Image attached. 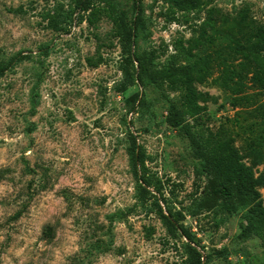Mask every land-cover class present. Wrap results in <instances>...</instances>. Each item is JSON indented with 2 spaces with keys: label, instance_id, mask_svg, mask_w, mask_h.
<instances>
[{
  "label": "rangeland",
  "instance_id": "obj_1",
  "mask_svg": "<svg viewBox=\"0 0 264 264\" xmlns=\"http://www.w3.org/2000/svg\"><path fill=\"white\" fill-rule=\"evenodd\" d=\"M75 1L0 0V63L19 52L32 56L0 78V264H183L180 242L168 238L148 205L136 202L127 155L130 133L148 157V173L162 183L161 197L187 214L206 179L188 141L165 122L168 105L161 95L175 94L152 85L118 92L121 53L109 5L130 25L132 0H92L96 14L72 13ZM203 2L199 12L172 14L161 0H141L144 26L132 52L166 63L178 45L187 47L197 36L210 11L233 17L247 7L264 23V0ZM64 17V30L48 28L52 18L60 23ZM46 46L43 58L39 51ZM216 77L198 87L209 96L208 118L199 125L228 127L243 156L256 134L264 139V91L248 89L253 98L233 106ZM141 93L144 105L131 112ZM253 158L243 162L251 166ZM253 172L258 178L264 162ZM258 189L264 205V186ZM119 212L121 220L110 224L108 217ZM183 223L198 239L204 264H264L261 241L240 237L245 221L225 204L186 215Z\"/></svg>",
  "mask_w": 264,
  "mask_h": 264
},
{
  "label": "trees",
  "instance_id": "obj_2",
  "mask_svg": "<svg viewBox=\"0 0 264 264\" xmlns=\"http://www.w3.org/2000/svg\"><path fill=\"white\" fill-rule=\"evenodd\" d=\"M132 1L136 16L130 25L109 5L108 15L115 28L121 53L120 71L123 80L119 83L118 92H124L135 85L139 89L152 85L160 90L164 89L168 94H175L172 98L161 95L168 105L165 122L188 141L191 155L200 163L206 179L202 192L187 209V214L175 211L161 197V181L148 173L145 167L148 157L137 145L136 138L128 133L127 155L136 179V202L142 207L148 205L158 216L168 238L180 242L179 251L183 264H204L198 239L183 223L186 215L196 217L203 212H210L219 203L225 204L232 214L241 215L245 221V225L241 224L239 227L242 239L255 236L264 247V205L258 189L264 186V172L258 178H255L253 172L256 164L264 162L263 136L256 134L254 139H250L244 150L248 152L242 156L229 136L228 127L211 131L200 126L201 120L208 118L204 104L208 102L209 96L198 88L217 73L214 84L229 93L233 106L253 98L245 94L248 89L264 91V23L257 22L247 7L239 9L233 17L218 10L210 11L198 28L197 36L186 41L187 47L178 45L175 54L166 63L157 65L151 53L143 51L135 55L132 52L136 31L144 26L141 0ZM161 1L170 7L172 14L195 13L204 6L203 0ZM75 11L96 14L99 9L93 5L92 0H76L72 13ZM67 19L68 17H64L59 23L52 18L48 28L62 31V24ZM172 20L175 21V17ZM49 51L50 47H42L39 54L46 58ZM30 60L31 54H15L0 63V78L15 66ZM37 63L41 61L38 60ZM37 78L35 88L40 80L39 76ZM32 98L33 112L36 100L35 97ZM144 103V94H138L130 111H136ZM33 128L28 129V132H32ZM251 132L255 133V130ZM250 155L254 157L252 164L246 166L244 156ZM160 203L164 204V209ZM122 217L123 213H115L108 217V222L111 224ZM97 247L98 245L93 246Z\"/></svg>",
  "mask_w": 264,
  "mask_h": 264
}]
</instances>
